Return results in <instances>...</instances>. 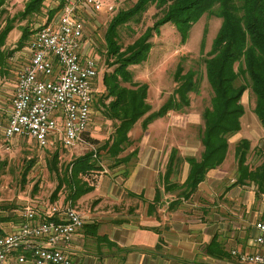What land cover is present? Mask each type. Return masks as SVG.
Segmentation results:
<instances>
[{
  "label": "rangeland",
  "instance_id": "obj_1",
  "mask_svg": "<svg viewBox=\"0 0 264 264\" xmlns=\"http://www.w3.org/2000/svg\"><path fill=\"white\" fill-rule=\"evenodd\" d=\"M30 1L3 0L0 7V33L9 23L13 25V29L0 47V49L13 54L7 58L5 67L0 63V121L2 123L6 122L9 115L15 84L24 64L29 60L28 46L36 33L32 34L23 46L18 47L23 28L28 26L35 31L41 26L51 24V21L47 20L56 16L65 0H45L39 13L22 18V13ZM102 1L104 8L101 11L84 9L81 14L86 26L81 53L95 57L99 63V73L94 83L95 102L89 131H87L98 142L92 144L85 140L76 147L69 148L64 144L62 135L58 134L50 145L41 147L30 137L17 136L8 139L0 128V228L4 233L10 232L20 223L23 211L28 208H33L39 214L45 215L46 210L54 205L64 207L68 204L74 206L77 213L84 216L86 222L83 229H85L91 215L96 212L93 204L100 200L87 193V195L84 193V197H89L87 201L80 197L83 194H77L79 196L76 198V184L80 183L83 187H89L98 180L107 179V177L119 180L127 179L130 171L138 164L157 165L165 175L173 149L177 150L173 160L176 170H171L172 177L169 181L176 183L173 189L176 193L175 198L179 200L174 201L173 204H167L169 208L165 207L166 211L172 210L176 206H182L181 208L187 209L188 212L202 211L204 208L200 205L204 203L203 200L193 201L192 198L187 201L183 197V194L186 193L183 184L190 169L186 157L200 158L204 150L202 144L203 112L211 103L212 89L207 79L203 59L209 56L222 19L208 13L204 14L187 31L185 40L183 39L185 30L178 25L166 23L161 27V33L152 38L154 46L149 58L141 64L130 66L133 82L138 85H134L133 82L125 84L130 88L147 84L146 101L151 109L139 118L130 130L129 135L132 143L124 144L127 148L119 155L109 156L107 150H104L102 146L108 140H112L118 121L108 117L105 111L112 97L104 86L103 77L107 70L111 71L114 68L108 67L106 62L105 33L111 19L120 11L131 7L136 0ZM111 6L112 10L109 9ZM158 11L156 6H152L143 15L139 24L133 22L130 26L126 24L120 28V43L123 49L133 43L148 27L153 26L158 19ZM180 63L186 71L191 68L199 71L202 79L200 91L190 94L191 105L184 111H170L164 118L154 120L146 125L144 121L150 113L157 111L173 94L176 87L174 75ZM237 66L239 65L237 64ZM241 82L246 83L249 80L247 77L241 76ZM242 103L245 107V114L242 118L244 130L229 138V152L225 161L219 167L210 170L205 179L208 181L222 179L225 185H229L228 189L243 186V184H234L238 178L235 147L241 138H248L251 141L247 161L251 169L264 163V127L258 121L254 111L256 95L251 88L245 91ZM90 151L94 152L92 162L97 165V168L78 178L73 176L71 173L72 162ZM126 156H128V160L115 163ZM163 173L161 174L162 179H164ZM70 182L76 185L73 190ZM245 185L250 188L253 186L257 193V203L253 208L257 207V210L259 208L264 212L261 203L264 189L250 181H247ZM195 199L197 198L195 197ZM221 200V202L227 201L229 207L232 206L231 200L222 198ZM207 201L211 205L213 204L212 208L211 205L208 207L211 211H223V207L227 206L222 205L218 200ZM194 202H197V206L193 204ZM183 205L185 206L183 207ZM262 219H264V213L256 222ZM78 237H84L83 230L77 234L75 240ZM260 246L264 247V245ZM235 252L239 255L246 254Z\"/></svg>",
  "mask_w": 264,
  "mask_h": 264
},
{
  "label": "trees",
  "instance_id": "obj_2",
  "mask_svg": "<svg viewBox=\"0 0 264 264\" xmlns=\"http://www.w3.org/2000/svg\"><path fill=\"white\" fill-rule=\"evenodd\" d=\"M44 1L31 0L21 17L26 18L28 15L39 13ZM2 4L3 0H0V7ZM152 6L159 10L158 19L153 26L148 27L133 43L123 49L120 43V28L126 24L130 26L133 22L139 24L143 15ZM206 13L220 17L222 24L209 56L203 59L212 89V98L210 105L203 112L204 150L201 157H186L190 169L183 184L186 191L183 194L184 198H190L205 181L208 172L225 161L229 152V138L242 128L241 118L245 114L242 97L248 88L256 95L254 111L264 127V0H136L131 7L120 11L111 19L105 33L106 62L108 67H114L111 71L107 70L103 77L104 86L112 97L105 111L108 117L118 122L112 140H108L102 148L107 150L109 156H117L127 148L124 144L132 143L129 132L134 124L151 109L146 101L147 84L139 85L137 88L125 85L133 82L130 66L141 64L149 58L154 46L152 38L161 33L163 25L173 23L184 29L185 40L187 31ZM12 29V23L2 29L0 47ZM36 30L24 27L18 47L23 46L32 34L37 32ZM10 55L13 54L0 49V63L4 67ZM241 76L247 77L249 82H241ZM174 79L176 87L173 94L157 111L150 113L144 121L146 125L166 116L170 111H184L191 105L190 94L200 91L202 79L199 71L194 68L186 71L180 63ZM84 137L92 144L98 142L88 132ZM250 149L251 141L248 138H241L236 144L238 178L234 184H246L250 181L264 189V163L251 169L247 163ZM175 156L176 152H173L170 166L174 163ZM93 157L94 152L90 151L76 158L72 162L73 176L78 178L96 169L97 165L92 162ZM123 160H128V156L115 163ZM171 174L170 167L166 172L167 180L171 179ZM76 185L70 182L72 190L76 186V198L79 196L77 194L87 193L93 187H83L80 183ZM258 191L260 192L259 188ZM3 233L0 228V234Z\"/></svg>",
  "mask_w": 264,
  "mask_h": 264
},
{
  "label": "crops",
  "instance_id": "obj_3",
  "mask_svg": "<svg viewBox=\"0 0 264 264\" xmlns=\"http://www.w3.org/2000/svg\"><path fill=\"white\" fill-rule=\"evenodd\" d=\"M170 167L176 170L167 163L164 175L157 165L138 164L127 179L98 180L87 194L100 201L93 204L96 212L83 229L84 237L66 248L71 257L81 264H246L234 251L264 254V247L254 240L256 220L264 212L253 208L257 203L253 186L228 189L222 179L205 180L199 191L185 198L203 200L202 211L188 212L182 206L166 211L179 200L173 189L176 183L166 179ZM85 195L80 197L87 201ZM221 198L231 200L232 206ZM210 199L227 206L211 211Z\"/></svg>",
  "mask_w": 264,
  "mask_h": 264
},
{
  "label": "built area",
  "instance_id": "obj_4",
  "mask_svg": "<svg viewBox=\"0 0 264 264\" xmlns=\"http://www.w3.org/2000/svg\"><path fill=\"white\" fill-rule=\"evenodd\" d=\"M103 8L102 0H65L49 20L51 31H42V26L37 30L28 46L29 60L19 74L7 120L0 121L5 137H30L41 147L50 145L58 134L69 148L85 142L99 63L81 53L86 27L81 14L84 9L97 12ZM261 202L264 205V193ZM46 211L41 215L28 208L18 225L0 234V264H81L66 248L83 230L84 216L69 204ZM255 227L258 233L254 240L264 245V219ZM239 258L247 264H264L262 253L240 254Z\"/></svg>",
  "mask_w": 264,
  "mask_h": 264
},
{
  "label": "bare ground",
  "instance_id": "obj_5",
  "mask_svg": "<svg viewBox=\"0 0 264 264\" xmlns=\"http://www.w3.org/2000/svg\"><path fill=\"white\" fill-rule=\"evenodd\" d=\"M42 31H51V24H46L42 27Z\"/></svg>",
  "mask_w": 264,
  "mask_h": 264
}]
</instances>
